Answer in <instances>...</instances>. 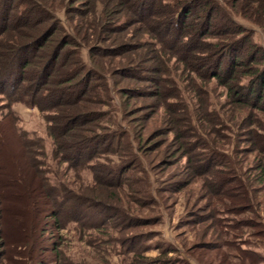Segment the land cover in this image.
<instances>
[{"label":"trees","instance_id":"trees-1","mask_svg":"<svg viewBox=\"0 0 264 264\" xmlns=\"http://www.w3.org/2000/svg\"><path fill=\"white\" fill-rule=\"evenodd\" d=\"M237 18L264 33V0H0V93L11 102L51 110L47 120L56 157L71 167H88L115 154L119 163L104 169H119V184L129 186V194L117 198L114 205L93 204L83 197V202L72 205L69 200L79 197L68 191L66 198L56 200L54 214L64 213L67 221L83 218L88 207L105 214L101 223L106 232L112 228L121 236L126 234L109 240L123 248L134 245L132 264H194L169 257L173 250L167 246L155 257L146 255L148 246L140 244L150 240L154 230L130 231L149 224L135 214L144 206L139 194L147 187L142 177L125 174L141 163L138 150L152 145L150 152L156 151L155 157L163 162L160 167L174 165L177 161H169L172 156L186 158L184 174L189 180H170L169 191L182 190L200 178V192L205 193L201 197H215L221 205L215 209L214 203H208L213 209L202 221L218 220L219 214L250 212L260 220L236 217L224 227L239 230V235L244 234L239 225L260 227L250 234L263 240L264 48ZM81 49H86V57ZM177 71L187 76L183 81L193 86L199 98L202 117L197 127L187 106H178L181 78L177 74L173 80L165 77ZM213 79L225 89L228 109L224 112L209 108L207 87ZM147 81L155 86L150 95L165 100L159 107L164 109L163 122L171 125L163 133H173V139L164 149L153 141L159 134L156 129L145 137L142 127L134 132L139 147L123 146L124 137L135 140L133 129L123 122L139 126L140 119L147 120L137 116L142 107H131L133 98L145 95L139 83ZM181 112H185L183 120L176 117ZM181 174L172 173L167 180ZM197 197L193 205L200 200ZM109 220L119 221L111 224ZM224 220L230 221L229 217ZM210 244L205 246L218 249ZM241 251L236 258L250 254L242 257L241 264H264L261 251Z\"/></svg>","mask_w":264,"mask_h":264},{"label":"rangeland","instance_id":"rangeland-1","mask_svg":"<svg viewBox=\"0 0 264 264\" xmlns=\"http://www.w3.org/2000/svg\"><path fill=\"white\" fill-rule=\"evenodd\" d=\"M57 12L60 17L63 16L62 9ZM237 20L244 23L247 29L250 28L252 40L264 48L263 30L252 23L241 21L239 18ZM63 25L68 28L64 17ZM244 52L245 50L242 53ZM80 54L86 57V49H81ZM173 63L174 61H171L170 66L175 71ZM175 74H177L176 78H181V81L177 82L181 88V97L177 100L178 106L184 104L187 106L186 112L191 117L192 125L197 127L202 117L199 98L192 91L193 86L187 80L183 81L187 76L181 75L180 71L171 72L165 77L173 80ZM154 76L156 77V74ZM195 79L201 83V80L196 77ZM169 85L171 84L167 82V86ZM139 86L144 88L145 95L133 98L131 107L133 105L142 107L144 110L137 116L145 117L147 120L140 119L139 126L134 122H123L128 129L130 127L133 129L135 139L124 137L123 146L139 145V139L134 132L142 127L145 137L153 131L152 129H156L155 132L159 134L153 141L158 142L161 149H164L166 142H171L173 139V133H163L168 130V125H171L163 122L164 109L159 107L165 100L154 94L150 95L155 89L153 82H141ZM207 90L210 110L226 111L228 106H226L225 89L213 79ZM125 100L122 97L123 106L127 104ZM113 102L117 103L115 100ZM105 107L107 108V105L102 108ZM50 112V109L40 110L20 101L11 102L8 95L0 93V264H132L131 257L135 254L134 245L128 243L126 248H123L118 241L109 240L110 236L116 238L118 234L120 237L126 234L121 236L112 228L106 232L105 224L101 223L105 222V214L100 215L93 207H88L85 210L86 216L78 221H67L68 216L64 213L59 216L54 214L57 207L56 200L68 191L72 196L79 197L78 200H69L72 205L83 202V198L93 204L97 202L96 204L114 205L117 198H122L125 193L129 194L130 190L128 185L119 184V177L122 175L119 169L114 168L111 171L104 169L105 166L115 167L119 163V158L115 154L105 155L96 163H89L88 167H71L60 157H56L55 145L48 129L50 124L47 116L51 114ZM183 113L185 112L177 114L176 117L183 120V117H186ZM130 119L132 118H126L128 121ZM225 135L229 134L225 133ZM152 147V145H147L146 148L142 146V149L138 150L141 163L125 174L133 177L138 175L146 183L147 188L141 186L143 191L139 194L144 206L135 214L147 219L145 221H149V224L142 223L139 227L130 228V231L135 230V232L154 230L151 239L140 244L148 246V250H145L146 255L155 257L161 253L163 247L167 246L173 250L168 256L182 262L241 264L242 257L250 256L249 253H244L239 259L236 258V255L242 252L241 249L253 248L264 254V238L261 240L250 234L261 229L260 227L250 228L239 225L244 231L242 235H239V230L236 231L235 228L224 227L236 217L237 219L243 217L246 220L254 218L256 221L260 220L259 218L250 212L238 216L218 213L219 223L217 219L212 221L206 218L202 221L203 215L209 214L213 209L208 203L212 202L215 204V209H220L219 202L212 196H207L205 199L201 197L204 192H200L202 186L200 178L182 190L169 191L170 180L187 178L184 174L186 158L179 155L172 156L169 161H177L174 165L160 167L163 162L155 157L156 151L150 152ZM172 149L175 151L174 148ZM254 155L255 153L251 157L253 158ZM248 162L250 163L251 160ZM180 172L181 175L167 180L168 175L170 177L172 173L180 174ZM197 194L200 200L193 205ZM261 211H264V206L261 207ZM227 217L230 221L224 220ZM222 220L223 222H220ZM113 221L115 220H109L108 223L112 224ZM127 231L129 234L130 231ZM205 243H212L218 246V249L210 250ZM192 255L198 260L192 259Z\"/></svg>","mask_w":264,"mask_h":264}]
</instances>
